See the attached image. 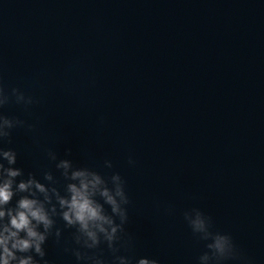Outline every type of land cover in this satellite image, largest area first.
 <instances>
[{
    "label": "water",
    "instance_id": "water-1",
    "mask_svg": "<svg viewBox=\"0 0 264 264\" xmlns=\"http://www.w3.org/2000/svg\"><path fill=\"white\" fill-rule=\"evenodd\" d=\"M0 84V112L25 121L0 142L23 178L50 171L63 192L49 150L124 178L116 244L133 264H199L192 207L240 250L222 264H264V0H0ZM53 219L43 259L90 264L72 251L76 227ZM82 251L113 264L106 242Z\"/></svg>",
    "mask_w": 264,
    "mask_h": 264
},
{
    "label": "clouds",
    "instance_id": "clouds-1",
    "mask_svg": "<svg viewBox=\"0 0 264 264\" xmlns=\"http://www.w3.org/2000/svg\"><path fill=\"white\" fill-rule=\"evenodd\" d=\"M11 95L16 103L25 107L34 103L32 96H26L18 88H12ZM8 100L9 94L0 84V107ZM24 125V120L0 112V142L10 136L12 128ZM47 154L49 159L56 161L55 167L62 170L61 175L67 181L63 192L56 186L50 171L44 173V179L51 182L48 184L41 182L32 172L23 178V169L14 166L17 162L16 150L0 145V264H51V261L43 259L46 255L44 245L56 215H60L66 225L76 227L75 240L80 247L72 251L77 261L105 264L101 256H89L82 251L95 249L103 241L113 253V264H133L132 257L119 254L120 246L116 244L129 219L130 198L121 174L113 172L105 177L92 168L75 166L67 157L57 159V154L52 150ZM128 162L135 164L131 156ZM104 165L107 168L113 166L108 159ZM17 177L22 178L17 181ZM14 197H18L15 204L9 206ZM183 217L192 233L205 242L207 250L199 255V264H222L228 259L240 257V250L232 235L216 230L212 217L200 208L186 209ZM41 226L43 230H40ZM56 236L59 238L60 229H56ZM32 252L41 259L33 256ZM134 264L161 262L156 258L140 256Z\"/></svg>",
    "mask_w": 264,
    "mask_h": 264
}]
</instances>
